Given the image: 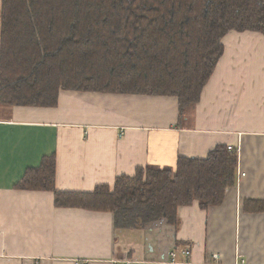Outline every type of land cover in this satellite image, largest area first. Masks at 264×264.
Masks as SVG:
<instances>
[{
  "label": "crops",
  "instance_id": "crops-1",
  "mask_svg": "<svg viewBox=\"0 0 264 264\" xmlns=\"http://www.w3.org/2000/svg\"><path fill=\"white\" fill-rule=\"evenodd\" d=\"M222 44L183 122L177 98L162 95L62 90L55 107H4L0 264H264V212L243 208L264 200V35L230 31ZM218 145L238 150L236 174L244 175L218 206L179 207L177 225L120 229L109 211L56 206L52 191L15 187L51 154L57 190L91 192Z\"/></svg>",
  "mask_w": 264,
  "mask_h": 264
},
{
  "label": "trees",
  "instance_id": "trees-1",
  "mask_svg": "<svg viewBox=\"0 0 264 264\" xmlns=\"http://www.w3.org/2000/svg\"><path fill=\"white\" fill-rule=\"evenodd\" d=\"M264 35V0H0V105L55 107L62 90L173 96L179 116L200 98L230 31ZM237 152L215 146L174 167H138L112 188L55 187V155L17 189L47 190L61 207L109 211L116 228L178 223V208L218 206L235 184ZM245 211L264 212L246 199Z\"/></svg>",
  "mask_w": 264,
  "mask_h": 264
},
{
  "label": "rangeland",
  "instance_id": "rangeland-1",
  "mask_svg": "<svg viewBox=\"0 0 264 264\" xmlns=\"http://www.w3.org/2000/svg\"><path fill=\"white\" fill-rule=\"evenodd\" d=\"M187 111H188V109H186V108H184L183 109V112H182V116L180 117V122H183V120H184V116L183 115H185V114H187ZM179 112V111H178ZM6 115V111H5V109H4V107L2 106V108H0V118L1 117H4ZM182 120V121H181ZM234 148V147H233ZM234 150H236L235 148H234ZM238 150H236V152H237Z\"/></svg>",
  "mask_w": 264,
  "mask_h": 264
},
{
  "label": "built area",
  "instance_id": "built-area-1",
  "mask_svg": "<svg viewBox=\"0 0 264 264\" xmlns=\"http://www.w3.org/2000/svg\"><path fill=\"white\" fill-rule=\"evenodd\" d=\"M228 149L229 150H234V148L233 147H231V146H228ZM237 150V149H236ZM244 174L243 173H240V172H237V174H236V178L237 179H239L241 176H243ZM183 253L184 254H186V255H188L189 254V251H187V250H185V251H183ZM173 255V254H172ZM216 257V256H215ZM75 264H85V262H83V261H75Z\"/></svg>",
  "mask_w": 264,
  "mask_h": 264
}]
</instances>
